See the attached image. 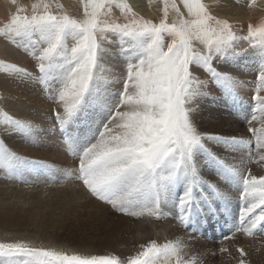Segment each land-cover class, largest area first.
I'll use <instances>...</instances> for the list:
<instances>
[{"label": "snow or ice", "instance_id": "6c2138e0", "mask_svg": "<svg viewBox=\"0 0 264 264\" xmlns=\"http://www.w3.org/2000/svg\"><path fill=\"white\" fill-rule=\"evenodd\" d=\"M81 2L79 18L63 6L53 10L37 3L30 13L18 7L0 27V35L22 47L38 69L29 72L0 60V74L39 86L60 106L62 111L54 109L52 116L78 158L76 179L116 213L163 219L164 207L172 204L181 225L199 232L198 223L228 211L221 186L205 178V170L211 169L240 198L235 222L222 240L237 233L264 234V176L253 175L249 167L264 162V119L259 129L251 126L255 110L247 120L255 148L250 138L203 130L196 119L200 102L216 99L210 85L221 89L225 99H238L245 82L227 64L243 58L241 42L258 60L253 100L264 115V23L249 24L244 34L239 22L215 15L205 0H172L170 7L164 0L158 21L139 15L129 0ZM110 51L123 64L122 73L115 74L121 84L115 91L103 77ZM0 124L29 138L41 131L33 119L2 110ZM38 164L0 139L6 179H22ZM188 248L183 239H153L122 260L117 255L68 254L24 240L0 241V264H202L198 257L185 258ZM237 250L238 264H248L245 250Z\"/></svg>", "mask_w": 264, "mask_h": 264}, {"label": "rangeland", "instance_id": "374dc122", "mask_svg": "<svg viewBox=\"0 0 264 264\" xmlns=\"http://www.w3.org/2000/svg\"><path fill=\"white\" fill-rule=\"evenodd\" d=\"M162 1L163 9L164 0ZM237 1L239 4L247 3L245 0ZM263 1L264 0H255V3L262 7L264 6ZM168 3L170 7L172 0H168ZM54 4L55 3L53 2L49 5L55 9ZM60 6H63V9L71 15L75 13L68 11L67 7L64 6L63 3ZM221 18H227L228 20L234 22L231 20L230 16H224ZM246 21L247 23H240L244 28V34H246L247 26L249 24H254L255 26L259 27L261 23H264V17L261 16V18H248L245 16V22ZM241 43L242 47L246 49L243 58L236 61H231L227 64V70L232 71L233 75L239 77V79L245 82L244 86L239 89L238 99L235 102L225 99L221 89H219L214 84L210 85L209 91L216 99L213 100L210 97L201 101L200 112L197 114L196 119L198 126H202L203 130L213 131L225 135L242 136L246 139L250 138L253 140V148H255V137H253L248 131L249 124L247 120L251 119V114L253 110H255L257 119L252 121L251 126L259 129L261 127V121L264 119V115H262L256 108L255 102L253 100L255 90L258 86V60L254 50L249 48L247 42ZM14 45L16 46L15 50L22 53L25 59H12L11 61L8 60L9 63H15L18 67H23L29 72L38 71L34 58L27 54L22 47H18V45L15 43ZM13 56L18 58L14 54ZM113 58H116L119 63L116 64L115 62H109L110 59ZM0 60H5L7 62V59L0 58ZM106 70L108 71V75L104 74L103 77L109 83V85H112V90L115 91L116 88L121 86L120 82L118 81V76L115 74L122 73L123 64L122 61L116 57L112 51H110L105 57L103 72ZM198 75H201L202 79H206V74L198 73ZM35 89H39L37 93L33 92ZM260 94L264 95V90H261ZM12 95H22L27 99L33 100L37 106L51 107V109L55 108V110L59 111V109L56 107L57 104L50 101L47 102L49 99L39 86H36L35 84H24L19 81H13L10 77L5 78V75L0 74V110L6 111L9 115L13 114L7 105V97ZM43 101H45V103H43ZM246 117L247 119H245ZM53 121L57 124L54 118ZM2 131L5 132L4 125L0 124L1 139H3ZM39 133L41 134L42 139L45 141H48L47 139L52 137L49 141L55 142V144L50 146L46 156L42 155L38 157L39 154L32 155L31 152H28L29 150L25 151V153L19 152L17 151L18 148H14L13 146L9 149L15 153L18 152L19 155L22 154L21 156L27 157L30 160L41 161L45 166H49L48 163L51 162L54 164L53 166L51 165L53 172H56L59 166L57 167L55 164L57 160L55 157L57 156L51 157V153L57 152L58 154H61L63 157H65V160L59 162V164L63 167L58 173L54 174L53 172H50V175L46 172L47 176L46 173H42V175L45 176H38L28 179V185L36 184L41 187L48 186L47 188L50 189V192L46 191L44 193V197L54 196V198H56L54 192H59L61 189L60 186L62 187V184L63 186H69L73 184L71 186L76 187V184L78 183V188H82L87 192L84 186H81L82 183L76 179L75 170L78 167V158L72 154L71 150L64 143L60 132L56 130V125H54L53 128L52 125L44 127L41 131H39ZM55 133L56 135H54ZM38 144L35 143V145L30 147V150L38 149V151H40L41 149L38 147ZM221 155L227 154L221 153ZM230 159L231 158L229 157V160ZM249 167L251 168L253 175L264 176V162L253 163ZM205 178L221 186V191L224 192L226 200L229 202L226 219L231 222L229 225L231 228L235 222L233 217H236L239 211V192L235 188L224 187L225 181L220 180L219 177L211 171V169L205 170ZM14 188H19V185L14 186ZM30 196L34 197L35 195ZM89 196L92 197L90 194ZM22 198L24 199V197ZM92 198L94 199L92 203L86 204L81 208H77V210H80L81 212L85 210L82 212L84 214L82 218L75 215H68L69 218L67 217L66 220L60 221L57 226L49 224V219L48 221H43L42 225H44L46 227L45 230L48 231L45 232V234L40 232L38 226L35 225L36 227H33L31 223L24 222V226H21V229H7L8 231L6 232H0V241L10 242L24 240L35 247L53 248L68 254L80 253L85 255H117L120 256L122 260H124L126 257L135 254L137 251H128L123 254H121L119 251V247H123L121 241L122 239H125L127 232V229L124 228L126 222L130 225L141 226L147 229L149 228L150 224L160 225L158 222H164L168 220L179 225L178 228L180 231L182 230L183 234H185H181L184 238L187 239L188 237H193L196 239V241L191 240L194 244H189V246H192V248L188 249V251H192L194 249V253H191L189 256L198 257L202 264H238V261L241 257L237 249L241 247L247 254L245 259L248 261V264H264V234L254 233L252 236H248L246 234L237 233L235 237L229 240L207 239L204 238L202 231L198 232L199 236H197L186 230L178 220L176 215L177 209L172 204H168L166 207H164L163 219L154 217L133 218L116 213L105 203L97 200L95 197ZM103 217L106 219H103ZM126 218L129 219V221ZM161 234H163V231H161ZM161 238L174 237H170L167 234L162 235ZM150 240L153 239L150 238ZM157 242L163 243L164 240H159ZM221 247H226L228 251L221 252Z\"/></svg>", "mask_w": 264, "mask_h": 264}, {"label": "bare ground", "instance_id": "6f19581e", "mask_svg": "<svg viewBox=\"0 0 264 264\" xmlns=\"http://www.w3.org/2000/svg\"><path fill=\"white\" fill-rule=\"evenodd\" d=\"M245 1L247 3L239 4L237 0H205V2L209 5L210 10L215 15L219 17L230 16L231 20L234 22L247 23V21L245 22V16L248 18H261V16L264 17V6L260 7V5L257 3L250 5V0ZM53 2L55 3V9L52 8L53 10H58V7L63 3L64 6L67 7L68 11L75 12L72 14L73 16L79 18L82 15L83 5L81 0H16V3H13L12 0H0V27L3 26L4 22L13 12L17 10L18 7L26 8L30 13L34 4L39 3L41 7H43L44 4H51ZM129 2L139 15L147 19L158 21L162 15V0H129ZM113 13L115 16H120L118 9H113ZM15 47L16 46L9 38L0 35V58L7 59V62L11 61L12 59H25L22 53L15 50ZM13 54L18 58L14 57ZM109 62H115L116 64L119 63L116 58L110 59ZM104 74L108 75V71H104L103 75ZM38 90L39 89H35L33 92L37 93ZM49 101L50 100H47V102ZM43 103H45V101H43ZM7 105L11 113L16 118L29 117L40 126L41 130L44 127L52 125L53 128L54 125H57L54 123L52 116V110L55 108L51 109V107L37 106L33 100L27 99L22 95L8 96ZM56 107L59 109V111H62L59 105ZM2 132V140L4 141V145L7 148H11L13 146L14 148H18L17 151L23 153L29 150L28 152H31L32 155L39 154L38 157L42 155L46 156L50 146L55 144L54 141H49L52 137L47 139L48 141H45L42 139L39 132L30 138L24 137L22 134H13L7 131ZM54 135H56V133ZM35 143H39L38 147H40V151H38V149L30 150V147L35 145ZM21 155L22 154H20V156ZM52 156H57L55 157L57 159L55 164L57 167L59 166V168L56 170V172H53L51 165L53 166L54 164L51 162L48 163L49 166H45L41 161H39L40 164L36 165L34 170L31 172L26 173L22 179H6V170L0 168V232H6L8 231L7 229H21V226H24V222H27L31 223L33 227L38 226L40 232L45 234V232L48 231L45 230L46 227L42 225L43 221H48L49 219V224L57 226L60 221L66 220V218H69V216L75 215L80 218L83 217L84 214L82 212L85 210L81 212L80 210H77V208H81L86 204L92 203L94 199L90 197L84 189L78 188V183L76 184L75 182L76 187L71 186L73 184L69 186H63L62 184V187L59 185L61 189L59 192H54L56 195V198H54V196L44 197V193L50 190L47 188L48 186L41 187L36 184L28 185V182H25V180L27 181L33 177L45 176L42 175V173H58L63 167L59 164V162L65 160V157H63L61 154H58L57 152H52L51 157ZM16 185H19V188L15 189L14 186ZM30 195L35 196L33 197ZM22 197H24V199ZM103 219L106 218L103 217ZM127 220L129 221V219ZM158 223H160V225L150 224L149 228L145 229L141 226L130 225L126 222L124 228L127 229V232L125 239H122L121 241L123 247H119L120 253L123 254L128 251L132 252L133 250H139L141 245H146L151 241L150 238L157 241L164 240V242L167 240L183 239L188 244H194L191 240L196 241V239L193 237V239L190 237L187 239L184 238L181 235L183 232L182 230L180 231L178 228L179 225L177 223L168 220ZM161 231H163V234H161ZM167 234L174 238H161L162 235ZM191 248L192 246H189L188 249ZM188 249L186 250L185 257H188L191 255V253H194V249L192 251H188Z\"/></svg>", "mask_w": 264, "mask_h": 264}]
</instances>
